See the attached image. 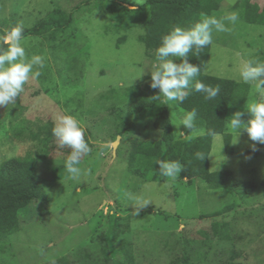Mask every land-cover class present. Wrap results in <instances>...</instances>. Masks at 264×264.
I'll return each instance as SVG.
<instances>
[{"label": "rangeland", "instance_id": "obj_1", "mask_svg": "<svg viewBox=\"0 0 264 264\" xmlns=\"http://www.w3.org/2000/svg\"><path fill=\"white\" fill-rule=\"evenodd\" d=\"M240 1L225 0L212 15L237 12L233 6ZM133 4L0 0V21L15 17L28 29L51 22L42 35L26 33L22 40L27 57L45 58L41 76L30 77L15 106H0V165L11 158L37 159L45 194L19 213V231L0 242V264H57L61 259L103 264L104 246L111 263L118 264L126 243L137 264H264V144L244 132L232 154L224 146L221 157L223 135L213 136L210 154L216 159L209 156V170L230 172L233 193L212 189L200 178L191 184L181 176L148 181L131 168L135 141L162 138L153 127L160 110L168 113L177 139L198 137L189 138L191 130L183 125L179 131L185 137H179V102L161 96L153 108L138 113L125 97L133 86L152 97L159 91L150 87L156 52L147 54L138 40L144 22L123 30L108 10ZM225 23L230 31L213 32L203 73L238 82L245 60L264 61V26L239 19ZM6 31L0 27V36ZM66 111L81 121L91 149L82 156V175L75 180L65 167L71 149L61 148L52 135L56 117ZM129 194L151 202L133 216ZM229 206L231 211L209 217Z\"/></svg>", "mask_w": 264, "mask_h": 264}, {"label": "trees", "instance_id": "obj_2", "mask_svg": "<svg viewBox=\"0 0 264 264\" xmlns=\"http://www.w3.org/2000/svg\"><path fill=\"white\" fill-rule=\"evenodd\" d=\"M225 0H145L142 7L136 12L129 8H117L109 6L113 21H118L123 30H128L135 23L144 22V33L138 40L145 46L146 53L156 52L160 46L161 38L172 27H187L198 21L201 14L212 15L218 11ZM234 9L239 14V20L264 26V0H241L234 4ZM147 9L146 14L142 11ZM139 16V17H138ZM50 21H40L35 27H24L23 35L31 33L42 35L46 32ZM20 25L15 17L1 20L0 27L7 30ZM123 38L121 39V41ZM120 43V42H119ZM211 46L205 47L197 58L189 54V61L201 65V74L197 77L206 85L213 87L219 85L220 93L213 100H205L203 93L195 92L190 88L189 95L183 103H179L182 111L197 112L195 121L197 129L204 132L190 140L177 139L169 127V116L166 110L156 112L154 129L163 133L159 140L135 141L132 146L131 168L134 173L148 181H156L161 178L167 181L159 173V166L155 163L158 158L179 160L185 166L181 173L188 183L195 178L205 180L212 189L234 192L231 174L228 171L210 172L209 156L212 148V133L222 134L226 153L233 152L231 135L226 133V125L231 116L237 111H245L244 105L250 90L249 85L243 82L223 79L220 77L204 74L208 62ZM180 63L179 58H175ZM125 97L132 108L142 113L155 105V100L149 94L144 93L137 86L127 88ZM245 119V115L243 117ZM206 155L204 160L196 158V153ZM39 161L35 158H11L0 165V242L19 231V213L30 205L34 200L45 196L38 181ZM231 206L213 212L209 217H216L231 211ZM123 259L118 264H137L132 254L131 244L126 243L121 247ZM103 264H112L107 247H103ZM57 264H68L61 259Z\"/></svg>", "mask_w": 264, "mask_h": 264}, {"label": "clouds", "instance_id": "obj_3", "mask_svg": "<svg viewBox=\"0 0 264 264\" xmlns=\"http://www.w3.org/2000/svg\"><path fill=\"white\" fill-rule=\"evenodd\" d=\"M142 3L143 0H134L133 7L129 10L136 12L135 5ZM238 19V12L227 13L222 18L202 13L201 18L190 26L177 25L163 35L160 46L156 49V62L153 69L150 70V87L159 90L153 99L159 100L162 96L166 102L183 103L189 95L190 87L195 92L203 93L205 100L215 99L220 93L219 85L213 87L197 79L201 74V65L191 63L189 54L198 58L201 51L213 43L214 31H230L225 22L235 24ZM23 32L24 27L20 24L0 36V44L7 46L0 48V106H15L17 97H20L24 92V86L30 77H40L41 70L45 67V58L42 55L27 57L22 44ZM175 58H179L181 62L176 63ZM239 81L250 86L244 105L248 119H243L245 111H237L228 120L226 127L232 137L230 143L237 145L242 133L247 132L251 141L264 144V61L255 58L245 60L239 68ZM172 115L175 114L172 113ZM196 118L195 109L182 111V116L176 124L180 138L185 137L183 132L179 131L181 125L191 130L189 138L192 135L204 134L197 129ZM52 135L61 148L67 146L71 149L65 167L72 179H79L82 169L78 165L81 163L82 156L91 151L89 143L85 139V129L81 121L66 111L65 114L56 117ZM212 135L217 136L216 133H212ZM223 147L224 145L221 148V157H224L222 155ZM251 147L253 151L256 150L255 144ZM195 155L199 160H204L206 157L201 152H197ZM207 156H214L216 159L215 153ZM223 161L221 160L220 164ZM155 163L159 166L160 175L170 181H175L185 171L184 164L179 160L158 158ZM128 199L130 201L128 205L130 204L134 208L131 213L133 216L138 215L140 210L151 202L143 196L131 194Z\"/></svg>", "mask_w": 264, "mask_h": 264}]
</instances>
